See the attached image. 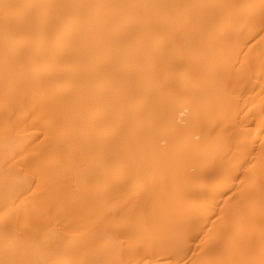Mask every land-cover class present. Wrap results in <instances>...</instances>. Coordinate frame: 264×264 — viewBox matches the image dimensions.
<instances>
[{"label": "bare ground", "instance_id": "6f19581e", "mask_svg": "<svg viewBox=\"0 0 264 264\" xmlns=\"http://www.w3.org/2000/svg\"><path fill=\"white\" fill-rule=\"evenodd\" d=\"M0 264H264V0H0Z\"/></svg>", "mask_w": 264, "mask_h": 264}]
</instances>
